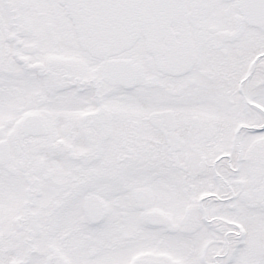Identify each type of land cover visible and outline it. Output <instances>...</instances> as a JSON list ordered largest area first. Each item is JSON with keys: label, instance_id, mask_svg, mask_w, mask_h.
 <instances>
[{"label": "snow or ice", "instance_id": "6c2138e0", "mask_svg": "<svg viewBox=\"0 0 264 264\" xmlns=\"http://www.w3.org/2000/svg\"><path fill=\"white\" fill-rule=\"evenodd\" d=\"M0 264H264V0H0Z\"/></svg>", "mask_w": 264, "mask_h": 264}]
</instances>
